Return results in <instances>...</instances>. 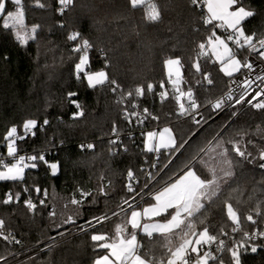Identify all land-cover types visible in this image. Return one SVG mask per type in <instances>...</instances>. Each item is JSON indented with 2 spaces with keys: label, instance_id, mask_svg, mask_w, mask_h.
<instances>
[{
  "label": "snow or ice",
  "instance_id": "obj_1",
  "mask_svg": "<svg viewBox=\"0 0 264 264\" xmlns=\"http://www.w3.org/2000/svg\"><path fill=\"white\" fill-rule=\"evenodd\" d=\"M190 2L194 7L200 6L201 22L209 26L204 29L207 35L196 45L194 56L189 58L190 63L185 65L182 57L168 56L163 59L165 78L127 91L110 75V60L104 49H97L104 61L102 67L94 70L89 55L94 48L93 43L79 31H72L66 37L75 55L74 78L82 85L86 82L88 89L109 87L113 94H120L117 103L121 105V119L131 127L139 128L142 138L140 150L145 156L152 157L150 162L146 161L148 169L140 170L144 174L143 182L136 175V170H126L123 187L127 195L117 202L119 211L108 209L81 222L85 206L97 204L100 196L108 197L114 190L112 180L103 173L92 188L77 185L62 206L48 198L46 188L27 184L28 170L44 168L51 177H57L63 171L61 160L48 158L52 149L47 153L34 149L28 154L18 144V141L35 139L38 130L46 131L51 124L47 117L42 123L35 118L26 119L22 123V132L17 126L6 129L2 141L10 159L6 160L0 153V182L23 186L20 190L5 192L0 205L17 204L23 200L30 213L47 210L50 227L56 229V236L49 238L52 243L44 251L51 252L73 229L89 235L94 250H102L93 258L92 264H243L246 254H254L264 248V201H258L242 216L239 197L230 195L218 205L222 212L221 220L210 225L207 219L208 210L217 205L216 202L235 182L236 168L244 162L252 163L258 159L259 167L264 169V147L256 153L249 151L244 142L247 133L237 138L225 136L244 107L264 111V74L253 76L254 65L248 58V54H255L264 60V32H249L243 26L254 15L244 0ZM57 4L56 11L63 16L75 7V0H57ZM127 4L131 10L143 9V19L147 23L161 19L154 0H127ZM38 6L45 7L44 4ZM204 8L206 13H203ZM0 19L3 29L10 30L20 46H26L37 38L39 25L29 28L25 24L23 0H0ZM202 63L217 66L218 72L230 81L226 91L214 100L201 101L196 92L197 86H204L203 81L214 85L211 74L203 71ZM186 68L194 70L203 80L196 78L193 83L185 76ZM149 95L161 103L173 102L175 111L172 115L178 120H190L195 131L178 139L171 122L161 125L160 117L149 107L141 108V100ZM66 101L69 107L76 109L69 114L72 122L85 116L78 91H69ZM228 108L233 111L224 123L217 125L213 136L204 145L194 146L193 141L199 132ZM57 119L62 122V117ZM146 122L156 124L149 128ZM106 135L111 156L118 155L121 149L128 151L118 122L113 121ZM53 139L48 142L52 143ZM128 139H133L131 131ZM63 144L61 140L60 146ZM78 147L82 151L94 150L95 143H81ZM190 149L191 154L180 161L179 158ZM113 217L117 220L113 221ZM245 221L250 222L251 230L243 227ZM108 224L113 225L110 232L106 229ZM5 227V220L0 219V237L9 243L20 244L14 233L5 232ZM210 228L216 230L213 232ZM137 230L150 238L159 234V239L150 241L147 250H142L144 245L138 239ZM236 234H239L238 238ZM34 261L35 257H29L24 264H34ZM0 264H7V257H0Z\"/></svg>",
  "mask_w": 264,
  "mask_h": 264
},
{
  "label": "trees",
  "instance_id": "obj_2",
  "mask_svg": "<svg viewBox=\"0 0 264 264\" xmlns=\"http://www.w3.org/2000/svg\"><path fill=\"white\" fill-rule=\"evenodd\" d=\"M154 2L161 19L159 22L147 23L143 19L144 10H131L127 0H75V7L63 16L56 11L57 0H23L27 24L39 25L43 29L26 46H20L12 32L3 29L0 20V151L6 154L2 137L7 128L17 126L18 131L22 132V123L26 119L35 118L42 123L47 117L51 124L46 131L38 130L35 139L18 141V144L27 153H32L34 149L47 153L52 149L48 158L61 160L63 171L59 176L51 177L44 168L39 171L28 170V185L38 184L46 188L48 198L62 206L77 185L92 188L101 173L113 182L114 190L110 196H100L97 204L85 206L81 222L108 209L118 211L117 202L127 195L123 187L126 170L132 168L136 170V175L143 176L140 170L149 167L146 161L150 162L151 156H145L140 150L142 138L139 128L131 127L121 119V105L117 103L120 94H113L109 87L88 89L86 82L82 85L74 78L75 55L66 37L72 31H79L93 43L94 48L89 55L94 70L102 67L104 61L97 49H104L110 60V75L120 82L125 91L137 85L158 82L165 78L163 59L168 56L182 57L185 65H188L196 45L207 35L205 27L209 26L201 22L200 6H192L190 0ZM244 3L254 13L264 10V0H244ZM39 4L45 7L41 8ZM203 13H206L205 8ZM39 47L42 54L45 53V61L55 57L57 62L63 57L57 77L53 75V67L46 68L45 72L49 73L47 77L45 72L41 74L38 70L36 57ZM202 67L205 73L211 74L214 85H207L203 81V87H196L197 95L201 101L214 100L226 90L228 78L210 63H202ZM184 72L193 83L196 78L203 80L194 70L186 68ZM69 91L79 92V100L85 111V116L75 122L69 119V114L76 110L67 104L66 95ZM140 104L141 108L149 107L159 116L161 125L171 122L178 139L195 131L190 120H178L172 115L175 111L173 102L161 103L158 98L149 95ZM232 111L226 110L211 119L208 126L199 132L193 145H204L217 131V125L224 123ZM58 117H62V122L58 121ZM113 121L119 123L124 143L128 147L127 152L121 149L115 156L109 153L106 135ZM146 124L151 128L155 122ZM130 131L133 139H128ZM244 133L248 134L244 136V142L249 151L256 153L264 147V111L243 109L241 115L232 121L225 136L237 138ZM50 138H54L52 143L48 142ZM61 140L64 141L63 146H60ZM249 140L251 143H247ZM88 142L95 143L94 150L82 151L78 147ZM191 151L185 152L179 158L180 161L185 160ZM259 163L257 159L252 163L244 162L236 168L235 182L216 202L217 205L208 210L210 225L221 220L222 212L218 205L230 195L239 197L242 216L258 201H264V169L259 167ZM22 186L13 182H0V198L9 189L17 191ZM32 195L36 196L34 192ZM0 219L6 222L5 231H11L21 241L20 244H9L0 237V257H7V264H24L29 257H35L34 264H91L93 258L102 251L94 250L89 235L82 233L64 237L51 252L44 251L52 243L49 238L56 236V229L50 227L47 210L30 213L23 200L17 204L0 205ZM116 220L113 217V221ZM112 227V224H108L106 229L110 232ZM215 230L210 228V231ZM137 234L144 245L142 250H147L150 241L159 239V234L151 238L140 232ZM57 240L60 238L57 237ZM156 251L159 253V249ZM243 264H264V250L254 254L249 252L243 257Z\"/></svg>",
  "mask_w": 264,
  "mask_h": 264
},
{
  "label": "rangeland",
  "instance_id": "obj_3",
  "mask_svg": "<svg viewBox=\"0 0 264 264\" xmlns=\"http://www.w3.org/2000/svg\"><path fill=\"white\" fill-rule=\"evenodd\" d=\"M9 7H11V5L9 6ZM3 22V21H2ZM261 25L264 27V20H261ZM25 24L30 28L31 26H33V24H27V21H25ZM47 29H48V27H47ZM43 29H42V27H40L39 26V28H38V32H40V31H42ZM37 32V33H38ZM40 46V45H39ZM56 49H58V48H56ZM45 53L44 54H42V50L40 49V47H39V54H38V56L36 57V64L38 65V70H40V72H41V74L42 73H44L45 72V70H46V68H48V67H53V75L55 74V76L57 77L59 74H60V70H58V68H61V62H62V60H63V57H61V59L59 60V61H57L56 62V58L54 57L51 61H49V60H46L45 61ZM47 76H49V73L46 71L45 72V77H47ZM78 233H80L78 230H76V229H74V230H72V232H71V234H67L66 233V235H65V237H67V236H72V235H74V234H78Z\"/></svg>",
  "mask_w": 264,
  "mask_h": 264
},
{
  "label": "built area",
  "instance_id": "obj_4",
  "mask_svg": "<svg viewBox=\"0 0 264 264\" xmlns=\"http://www.w3.org/2000/svg\"><path fill=\"white\" fill-rule=\"evenodd\" d=\"M199 6V5H198ZM220 31L221 32H223V29H220ZM248 58H249V62H251V63H253V65H254V72H253V76H255L256 74H264V60H260L258 57H257V55H255V54H248ZM237 76H238V78H241L242 79V77H239V74H237ZM226 85H227V88H228V86L230 85V81H229V79L227 80V83H226ZM226 88V89H227ZM226 91V90H225ZM224 91V92H225ZM223 92V93H224ZM223 93H221V94H223ZM237 107H239V106H237ZM246 108H250V107H244L243 109H246ZM227 110H233L232 108H228ZM258 111H260V110H258ZM155 124H156V122H155ZM155 124L152 126V127H154L155 126ZM0 153H2L1 151H0ZM24 153H27V152H24ZM3 154V153H2ZM28 154H30V153H28ZM3 156H4V158L7 160V159H10V158H7V156H6V154H3ZM151 159H152V157H151ZM146 169H148V167L146 168ZM152 171H155L154 169H152ZM138 177H139V179H140V181L141 182H143V180H144V174H143V176H140V175H137ZM41 198H43V197H41ZM146 198V197H145ZM118 211H119V209H118ZM243 227L246 229V230H251V224H250V222H247V221H245L244 222V224H243ZM74 230V229H73ZM5 232H7V231H5ZM237 235V238H238V235L239 234H236ZM16 237V236H15ZM16 239H19V238H17L16 237ZM20 240V239H19ZM9 243V242H8ZM10 244V243H9ZM258 250H264V248H260V249H258Z\"/></svg>",
  "mask_w": 264,
  "mask_h": 264
},
{
  "label": "crops",
  "instance_id": "obj_5",
  "mask_svg": "<svg viewBox=\"0 0 264 264\" xmlns=\"http://www.w3.org/2000/svg\"><path fill=\"white\" fill-rule=\"evenodd\" d=\"M205 10H206V8H205ZM261 20H264V10H261V12H259V13H254V15L251 18H248L244 22L243 26L249 32L250 31L255 32V33L264 32V27L260 23ZM138 232L143 233L141 230H137V233Z\"/></svg>",
  "mask_w": 264,
  "mask_h": 264
},
{
  "label": "water",
  "instance_id": "obj_6",
  "mask_svg": "<svg viewBox=\"0 0 264 264\" xmlns=\"http://www.w3.org/2000/svg\"><path fill=\"white\" fill-rule=\"evenodd\" d=\"M1 20V19H0Z\"/></svg>",
  "mask_w": 264,
  "mask_h": 264
}]
</instances>
